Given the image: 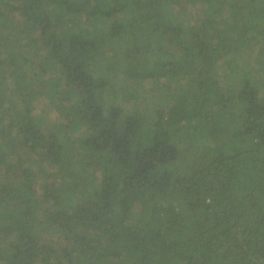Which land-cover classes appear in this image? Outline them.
Masks as SVG:
<instances>
[{
  "label": "trees",
  "instance_id": "trees-1",
  "mask_svg": "<svg viewBox=\"0 0 264 264\" xmlns=\"http://www.w3.org/2000/svg\"><path fill=\"white\" fill-rule=\"evenodd\" d=\"M263 90L264 0H0V264H264Z\"/></svg>",
  "mask_w": 264,
  "mask_h": 264
},
{
  "label": "rangeland",
  "instance_id": "rangeland-1",
  "mask_svg": "<svg viewBox=\"0 0 264 264\" xmlns=\"http://www.w3.org/2000/svg\"><path fill=\"white\" fill-rule=\"evenodd\" d=\"M49 77V76H48ZM47 79V77H46ZM50 79V77H49ZM43 87L45 86H40L38 87L37 89H42ZM46 96H54V88H52V90H50L48 88V91L46 90ZM262 94H264V90L262 91ZM60 97V95H59ZM68 97V95H67ZM65 98H66V94H65ZM69 98V97H68ZM49 101L50 99L48 97H42V98H38V99H35L34 102H33V107H35V112L37 114H40V115H43V116H47L48 115V111H50V114H54V118L57 116L56 114V111H53L54 110V105L51 106V108H49ZM44 103H46L45 105H43ZM64 103H65V100H64Z\"/></svg>",
  "mask_w": 264,
  "mask_h": 264
}]
</instances>
